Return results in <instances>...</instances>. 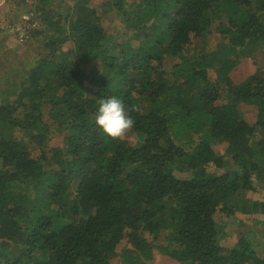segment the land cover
<instances>
[{
	"label": "trees",
	"instance_id": "obj_1",
	"mask_svg": "<svg viewBox=\"0 0 264 264\" xmlns=\"http://www.w3.org/2000/svg\"><path fill=\"white\" fill-rule=\"evenodd\" d=\"M72 1L13 0L42 45L0 74V264H111L124 240L264 264V0ZM242 57L247 79L219 77ZM110 95L134 118L119 138L94 123Z\"/></svg>",
	"mask_w": 264,
	"mask_h": 264
},
{
	"label": "rangeland",
	"instance_id": "obj_2",
	"mask_svg": "<svg viewBox=\"0 0 264 264\" xmlns=\"http://www.w3.org/2000/svg\"><path fill=\"white\" fill-rule=\"evenodd\" d=\"M57 1L58 0H55L56 5H54L53 8L57 9V11L60 13L64 12V10L66 11L67 6H70L73 3L72 0H62V3L60 2V4H58ZM98 1L104 2L107 0H97V2ZM25 2L30 6L33 3V0H25ZM61 6L64 8V10ZM28 12L29 9L25 5L24 7H18L16 6V4H13V0H0V28L3 30H0V74L2 73V71L6 70L14 72V70H18L21 68L19 67L18 62L33 60L38 54H41L40 49L42 44L39 41L40 39H37L32 35L33 33H35V31L39 30L41 24L40 21L35 17L33 18V21L27 22L28 20H30L31 16V14H29ZM15 14H18L20 16L19 20H21V24L23 25V30H20L21 32L19 34V28L12 23V19ZM30 30L32 32V34L30 33L32 37L28 38L29 36L27 35L26 31ZM22 34L26 35L25 43L21 42ZM255 69L256 66L251 58L242 57L235 65L232 66L230 71L227 72L225 76H223L222 73L219 75V77L222 79H228L233 83H240L243 80L247 79L255 71ZM24 72L27 71L21 69L20 73H13L10 77L12 80H16L14 82L18 84L20 82L19 79L22 80V78L25 76ZM211 74L213 78L217 77V74H215L214 71H211ZM61 138L62 137L55 138L50 142V145H62ZM121 140H124L125 144L129 141L131 144V142L133 141L132 138L127 137H124ZM216 150L220 149L216 148ZM261 165L264 166V159L261 161ZM246 223L250 224L249 222ZM227 232L228 234L223 241V244L226 248L233 246L234 239L238 236L239 228L235 225H230L227 229ZM152 237L153 236L146 234V238L148 240L152 241ZM136 248H134V246L129 243V241H121L116 249L117 256L112 260L111 264H185L183 262H180L178 258L170 256L165 252H160L156 248L150 251L149 257H145L144 255H142ZM124 251H128L127 255L131 257L130 261L125 260V258L123 257L122 254Z\"/></svg>",
	"mask_w": 264,
	"mask_h": 264
},
{
	"label": "clouds",
	"instance_id": "obj_3",
	"mask_svg": "<svg viewBox=\"0 0 264 264\" xmlns=\"http://www.w3.org/2000/svg\"><path fill=\"white\" fill-rule=\"evenodd\" d=\"M94 123L112 138H119L134 125L123 100L116 95L102 97L95 110Z\"/></svg>",
	"mask_w": 264,
	"mask_h": 264
}]
</instances>
